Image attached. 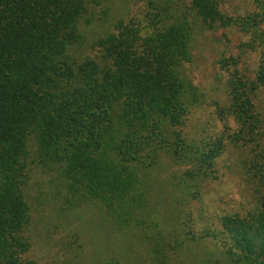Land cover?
<instances>
[{
	"label": "trees",
	"instance_id": "16d2710c",
	"mask_svg": "<svg viewBox=\"0 0 264 264\" xmlns=\"http://www.w3.org/2000/svg\"><path fill=\"white\" fill-rule=\"evenodd\" d=\"M139 1L140 21L116 19L87 44V27L106 21L111 0H0V264H37L26 255L28 189L37 169L54 174L65 207L98 205L115 231L140 229L146 175L162 154L170 153L180 171L173 185L192 187L196 196L216 178L214 161L226 142L255 144L247 170L258 203L243 216L223 215L218 241L229 264H264L262 120L255 106L264 88V0H250L242 14L223 10L222 0ZM195 20L248 36L237 55L216 60L227 72L228 103L214 104L224 126L198 139L183 129L205 101L182 73ZM247 49L258 55L252 74L241 60ZM152 253L153 264H161L162 252ZM101 264L122 263L110 257Z\"/></svg>",
	"mask_w": 264,
	"mask_h": 264
},
{
	"label": "rangeland",
	"instance_id": "374dc122",
	"mask_svg": "<svg viewBox=\"0 0 264 264\" xmlns=\"http://www.w3.org/2000/svg\"><path fill=\"white\" fill-rule=\"evenodd\" d=\"M222 1L223 10L234 14H242L251 6L250 0ZM143 5L139 0H111L106 21L87 27V44L111 28L116 19L140 21ZM247 39L234 29L208 30L198 20L193 23L192 57L183 65L182 73L205 93V101L187 115L183 127L187 137L221 133L224 125L215 114L214 104L224 107L228 103L224 83L227 72L219 69L216 60L236 54L237 44ZM241 60L252 74L258 64L257 52L247 49ZM255 106L262 120L258 150L264 157V88L257 91ZM227 122L234 126L231 117ZM254 148L252 143L226 142L214 161L216 178L205 181L196 196L192 187L173 185V173L180 175V171L170 153L162 154L146 175L149 188L144 224L140 229L130 226L122 231H115L98 205L65 207L63 187L54 174L37 169L28 189L31 246L26 255L37 264H101L110 257L119 258L122 264H153L152 251L160 250L164 257L161 264H229L218 241L224 235L220 218L232 213L243 216L258 203L255 183L247 170Z\"/></svg>",
	"mask_w": 264,
	"mask_h": 264
}]
</instances>
